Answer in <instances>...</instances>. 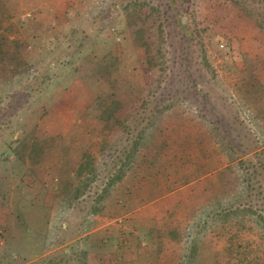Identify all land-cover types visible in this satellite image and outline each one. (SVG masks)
Wrapping results in <instances>:
<instances>
[{
	"label": "rangeland",
	"instance_id": "374dc122",
	"mask_svg": "<svg viewBox=\"0 0 264 264\" xmlns=\"http://www.w3.org/2000/svg\"><path fill=\"white\" fill-rule=\"evenodd\" d=\"M165 1L0 0V264H184L193 239L194 264H264L254 215H211L264 186V32L175 0L160 45Z\"/></svg>",
	"mask_w": 264,
	"mask_h": 264
},
{
	"label": "trees",
	"instance_id": "16d2710c",
	"mask_svg": "<svg viewBox=\"0 0 264 264\" xmlns=\"http://www.w3.org/2000/svg\"><path fill=\"white\" fill-rule=\"evenodd\" d=\"M185 1V0H182ZM232 2V4L240 11L242 12L246 17H248L255 25L256 27L260 29V31L264 32V11L261 10V6L256 7V2L254 0H229ZM264 1V0H262ZM174 2L175 0H166L164 4V9L159 10L157 7H153L151 10L154 11V13L158 17V24H157V30L159 33V43L162 45L164 42L163 39V20H159L160 17L164 16L167 17L170 21L166 22V26L169 27V25H175V28L178 32L186 33L188 31V24L185 22H182V16H179V13L177 10L170 12L171 10L174 9ZM183 11L184 8H183ZM170 13V14H169ZM190 17H193L191 12L189 13ZM217 34L211 33V37H216ZM191 37V36H190ZM225 45L226 41H225ZM247 49V48H246ZM228 50V48H227ZM243 53V51H241ZM226 55L229 56V52H225ZM260 60V59H259ZM223 63H228L232 62L228 58L226 60H223ZM230 64V63H229ZM225 65V64H224ZM99 70V69H98ZM101 70V69H100ZM248 77H254L253 72L250 70L247 72ZM261 84V82H259ZM250 84V83H248ZM29 89V88H28ZM118 104L116 103L114 105L113 112L117 109ZM217 129V128H216ZM142 131L138 134V137L135 138L132 141V148L131 151L129 152V155H125L123 160H120V165L117 167L115 173L112 175L110 180L106 183V185L102 188L101 193L98 194L97 199L104 198L108 194V191L115 182L121 181L125 174V167L126 165L129 164L130 160L134 156V151L137 148L141 138H142ZM9 148L11 147V143H8ZM21 147H26L27 144H19ZM250 160V159H249ZM244 162V161H243ZM251 163V161H249ZM81 167V166H80ZM262 179L260 180L259 184L257 187L253 188V186H248L249 191L247 192L245 198L239 203L237 206H226V207H221L214 212L209 213L212 215V218L214 221L221 220L225 222L226 220H229L231 218H237V217H243L244 215L252 214L256 217L258 224L262 226V231L264 234V215L261 213L263 210L264 212V186L261 183ZM83 190L82 188H78L76 190V193L74 195L75 198H77L80 194H82ZM198 241L193 239V242H191L189 246V252L188 255L191 256L188 258L187 261H185L184 264H194L195 256L198 252ZM230 264V263H228Z\"/></svg>",
	"mask_w": 264,
	"mask_h": 264
}]
</instances>
